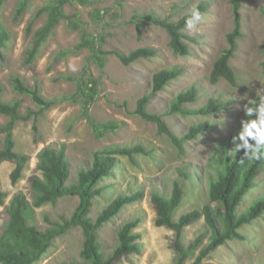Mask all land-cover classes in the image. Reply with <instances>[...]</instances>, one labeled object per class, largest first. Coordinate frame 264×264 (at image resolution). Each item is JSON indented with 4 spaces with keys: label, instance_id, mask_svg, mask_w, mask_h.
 <instances>
[{
    "label": "rangeland",
    "instance_id": "rangeland-1",
    "mask_svg": "<svg viewBox=\"0 0 264 264\" xmlns=\"http://www.w3.org/2000/svg\"><path fill=\"white\" fill-rule=\"evenodd\" d=\"M48 0H33L20 22L13 21L18 0H7L2 9V20L11 29L13 37L4 49L6 60L0 61V93L4 101L23 99L21 110L37 108L27 95L16 92L12 75H22L28 85L39 86L47 98L60 97L76 91L74 81L64 80V74L94 76L99 80V95L93 101L90 112L100 122L119 123L116 131H110L99 139L86 119L80 118L82 106L70 101L53 106L39 119L40 134L35 141L33 121H20L14 129L16 148L19 153L31 156L23 177L13 184L11 172L15 167L12 159L0 166V185L8 192L5 206L0 205V232L8 215L4 212L15 194L23 192L32 200V179L41 172L37 167V154L47 145L60 149L70 163L69 183L77 180L78 171L91 165L93 151L111 144L143 143L148 154H137L134 160L126 156L119 162L109 177L99 183L103 194L95 197V217L105 206L121 193L144 190V197L127 204L119 214L101 229L103 252L110 255L118 244V230L124 222L135 217L142 221L135 229L141 234L142 252L122 256L113 264H173L174 232L156 224V209L151 201L155 189L169 193L175 179L180 180L185 196L176 215L199 208L209 202L207 176L209 168L215 165L217 153L231 143L232 137L243 128L240 123L246 120L245 105L249 100L264 95V0H243L241 4L243 38L239 48L230 60L238 82L233 85L225 78L212 83L210 76L221 51L228 46L226 35L233 26V0H92L91 5H81L73 0L63 7L66 17L56 27L55 33L43 47L33 66H25V55L31 44L33 33L45 22L47 15L36 17L37 10ZM200 3L207 4V11L194 30L187 34L190 52L186 55L174 53L170 47L167 30L147 19L142 14L154 13L161 17L177 20ZM81 21L87 32L104 35V50L130 53L139 47H154L158 55L141 58L125 65L114 54L107 55V63L102 70L89 56V48L77 49L79 29L73 28L67 17ZM34 21L32 32L27 34L28 24ZM141 25L142 37L138 34ZM71 50L68 54L64 52ZM60 59L56 60V57ZM182 66L183 73L167 84L162 91L151 96L149 110L165 113L170 102L180 91L192 85L199 89L200 98L190 104L200 107L210 97H220L228 101L221 112L210 116H181L164 114L171 130L181 136L192 124L210 120L214 127L203 132L197 139L185 143V154H181L167 135L158 133L156 123L144 120L134 111L140 98L152 90L154 73L172 66ZM85 68L87 70H85ZM251 106V105H249ZM9 117L0 113V122ZM4 135L0 134V141ZM232 145V143H231ZM2 143L0 142V148ZM233 147V146H232ZM179 167H185L192 179L179 176ZM216 167V165H215ZM256 186L244 197L239 211L245 210L256 197L264 195V170L258 175ZM79 202V197H63L55 204L47 203L34 208L31 222L40 229L49 226L46 216L59 220L61 214L70 216ZM214 207L218 204L214 203ZM202 217L185 229L183 241L189 243L200 232L206 230ZM245 239L228 240L205 257L201 264H264V214L240 228ZM205 238V242L207 241ZM80 227H73L56 237L42 258L35 264H62L71 260H81L83 243ZM192 262V260L190 261ZM1 264V263H0Z\"/></svg>",
    "mask_w": 264,
    "mask_h": 264
},
{
    "label": "trees",
    "instance_id": "trees-1",
    "mask_svg": "<svg viewBox=\"0 0 264 264\" xmlns=\"http://www.w3.org/2000/svg\"><path fill=\"white\" fill-rule=\"evenodd\" d=\"M73 0H48L36 12V17L47 15L43 25L38 28L32 36V41L25 55V66H33L43 47L50 37L55 33L60 21L66 17L63 7ZM81 5H91L92 0H76ZM243 0H233V26L227 33L228 46L224 48L214 63L211 72V82L217 83L225 78L231 84L238 82L237 74L230 64L235 56L239 43L243 38L241 4ZM7 0H0V61L6 60L4 49L12 40L13 34L10 28L2 20V9ZM33 0H18L15 5L13 21L18 23L25 12L31 8ZM196 7L204 14L208 6L200 3ZM190 12V11H189ZM188 13L177 20L161 17L154 13L142 14L139 18L147 19L164 27L170 35V47L174 53L186 55L190 52L187 43V34L184 32L185 20ZM264 14V5L262 6ZM73 28L79 29V41L77 49L89 48L90 58L103 70L107 63V55L114 53L125 65H131L141 58H151L158 55L154 47H139L128 54L117 51L104 50V35H94L85 30L81 21L67 17ZM34 21L27 26V34L32 32ZM138 34L142 37L141 25L138 23ZM264 49V46H263ZM71 50L64 53L68 54ZM60 56L56 57V60ZM85 70H87L85 68ZM184 71L182 66L164 68L154 73L152 90L148 95L139 99L135 114L144 120L156 123L158 133L167 135L175 144L181 154H185V143L197 139L203 132L210 130L214 124L210 120L200 121L192 124L188 131L181 136L170 129L164 114H178L181 116H210L221 112L228 106V101L220 97H210L200 107L191 108L189 105L199 100V89L192 85L186 90L180 91L172 98L169 109L165 113H153L149 110L151 96L169 84L173 79L179 77ZM64 80L76 83L77 89L73 93L60 97L47 98L41 92L39 86H30L24 77L19 74L12 75V81L16 92L29 96L37 108L27 107L23 112L21 106L23 99L14 98L4 101L0 93V113L9 117L5 123L0 122V134L4 137L0 141V166L7 160L12 159L15 167L11 172V181L16 184L22 177L23 171L31 160V156L19 153L15 150L16 141L14 129L18 122L32 120L35 141L40 134L39 119L55 105L61 102L80 103L82 113L80 118L86 119L96 137L103 139L110 131H116L119 123L115 121L100 122L90 112L93 101L98 97L99 80L92 76L86 78L80 75L64 74L60 76ZM1 90V89H0ZM257 102L259 98L256 99ZM251 105L250 107H256ZM258 118V112H253L246 117L245 121ZM244 128V125H243ZM243 128L241 129L243 131ZM237 139L217 153L215 165L210 167L207 176L209 202L202 207L176 215L181 206L185 189L180 180L175 179L172 190L169 193L153 190L151 201L156 209V224L171 229L175 234L173 264H201L203 259L228 240L245 239L240 228L245 224L264 214V195L256 197L253 202L243 211H239L245 195L256 186L258 175L264 170V157L259 160L249 159L245 156L247 151L251 155L252 149L240 148L238 152L234 148L244 141ZM255 146V139L247 138ZM233 146V147H232ZM146 146L139 142L135 144H111L93 151V160L90 166L78 171L77 180L69 183L70 163L65 154V147L57 149L52 145L42 148L37 154V169L41 172L32 179V200L27 195L19 192L14 195L11 202L6 205L5 213L8 215L7 222L0 232V263L1 264H35L52 245L54 239L67 232L73 227H80L83 232V243L80 252L81 260H71L62 264H113L118 258L132 253L142 252V243L139 241L141 234L135 229L142 221L141 217L129 219L122 224L118 230V244L110 255L103 252L101 241V229L106 223L116 217L127 205L139 201L144 197V190L138 189L132 193H121L105 206L95 217L91 214L94 209L95 197L103 194V187L99 185L104 178L109 177L119 162V157L126 156L131 160L138 154H148ZM179 176L192 179L191 174L185 167H179ZM79 197V202L70 216L61 214L59 220H53L46 216L49 226L40 229L31 222L34 208L41 207L47 203L55 204L63 197ZM8 192L0 185V205L5 206ZM218 204L214 207L213 204ZM205 218L206 230L191 240L189 243L183 241L185 229ZM207 241L205 242V238ZM192 260V262H190Z\"/></svg>",
    "mask_w": 264,
    "mask_h": 264
},
{
    "label": "clouds",
    "instance_id": "clouds-1",
    "mask_svg": "<svg viewBox=\"0 0 264 264\" xmlns=\"http://www.w3.org/2000/svg\"><path fill=\"white\" fill-rule=\"evenodd\" d=\"M203 16L198 7H193L186 20L185 27L188 30H194L197 24L202 20ZM259 101L252 99L249 100V105H257L256 107H250L245 105V114L251 116L253 112H258V118L251 121L241 120L240 123L244 125L243 131L239 133V139H242L244 143L236 145L234 151L238 152L240 148L252 149L251 155L246 151L245 156L249 159L259 160L264 157V95H259ZM248 137L255 139L256 143L253 146ZM237 139V136H233V142Z\"/></svg>",
    "mask_w": 264,
    "mask_h": 264
}]
</instances>
